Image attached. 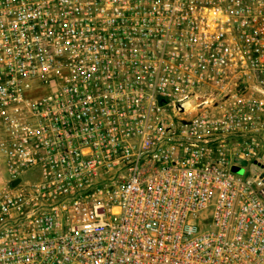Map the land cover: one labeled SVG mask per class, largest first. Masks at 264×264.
<instances>
[{
	"label": "built area",
	"instance_id": "1",
	"mask_svg": "<svg viewBox=\"0 0 264 264\" xmlns=\"http://www.w3.org/2000/svg\"><path fill=\"white\" fill-rule=\"evenodd\" d=\"M0 171V264H264V0H0Z\"/></svg>",
	"mask_w": 264,
	"mask_h": 264
},
{
	"label": "rangeland",
	"instance_id": "2",
	"mask_svg": "<svg viewBox=\"0 0 264 264\" xmlns=\"http://www.w3.org/2000/svg\"><path fill=\"white\" fill-rule=\"evenodd\" d=\"M242 168H243V167H242ZM252 171H254V168H252ZM260 171H261V170H259V171L256 172V173H260ZM245 172H246V167H244L243 173H239V174L244 175ZM7 180H8V175L5 174V173H1V171H0V186H2V184H3L4 182H6Z\"/></svg>",
	"mask_w": 264,
	"mask_h": 264
},
{
	"label": "water",
	"instance_id": "3",
	"mask_svg": "<svg viewBox=\"0 0 264 264\" xmlns=\"http://www.w3.org/2000/svg\"><path fill=\"white\" fill-rule=\"evenodd\" d=\"M244 168L239 167V166H234L233 167V171L237 172V173H243Z\"/></svg>",
	"mask_w": 264,
	"mask_h": 264
}]
</instances>
